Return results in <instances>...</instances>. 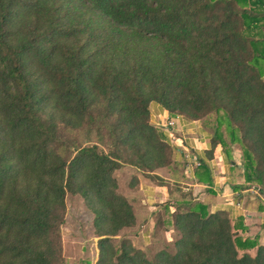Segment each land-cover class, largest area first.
<instances>
[{
    "label": "trees",
    "instance_id": "16d2710c",
    "mask_svg": "<svg viewBox=\"0 0 264 264\" xmlns=\"http://www.w3.org/2000/svg\"><path fill=\"white\" fill-rule=\"evenodd\" d=\"M152 103L213 113L206 154L238 147L264 211V0H0V264H62L67 192L92 213L94 264H264L241 217L190 193L159 204L153 227L176 238L151 257L116 237L134 224L116 169L170 192L154 171L171 163L174 126L149 122Z\"/></svg>",
    "mask_w": 264,
    "mask_h": 264
},
{
    "label": "rangeland",
    "instance_id": "374dc122",
    "mask_svg": "<svg viewBox=\"0 0 264 264\" xmlns=\"http://www.w3.org/2000/svg\"><path fill=\"white\" fill-rule=\"evenodd\" d=\"M152 104H155V107L150 106L149 108V122L153 124L151 119L163 121L164 118L162 119L160 116L157 117L156 114H154L157 112L159 105L156 103ZM152 113L154 114L153 117L151 116ZM203 118L204 123L200 120L198 121L201 122L204 131H210L212 124H214L215 115L212 113ZM209 123L211 125H209ZM173 126L175 130L178 129L175 124ZM181 131L182 129H178L179 133ZM75 136L82 140L85 136L84 130L81 132L78 130ZM192 137L195 138L196 142L198 141L199 136L196 132V128L186 131V133L181 136L182 139L180 138L182 142H171V147L173 148L171 153V163L166 167L158 168L154 171L159 176L166 178L169 183L168 186L170 192L167 193L164 200L159 199V191L154 188V184H157L155 180L150 179L147 175L140 173L135 168L128 165H122L113 172V176L117 182V191L131 202L130 204L134 213V224L130 227L121 229L116 237L119 238L124 236L128 238L131 244L142 250L147 257H151L157 249L161 248L165 243L170 244L171 241L176 238V233L170 227L166 231L161 228L154 229L153 223L156 217L162 216L165 218V214L160 210L159 204L167 200L172 201L174 198L178 199L180 198L181 193H190L191 196L196 199L195 196L203 190L202 187H200L199 190H192V188L189 187L190 181H188L187 178L193 176L195 168L191 169L190 172H186L187 170H185L184 167L185 160L183 158V150L181 147H179L180 151L176 150L177 146H181L178 142H181L183 146H186L190 154L196 155V151L183 142L186 138L192 140ZM102 146L105 147V145ZM233 150H235L234 152L239 153L240 162L239 148L231 147L230 151L233 152ZM212 173L216 175L219 174L216 164L213 166ZM175 188L180 189V191L175 190ZM64 207L63 221L59 230L62 258L61 263L94 264L97 257V237L93 232L91 223L92 213L84 205L79 195L71 194L69 192L65 194ZM169 210L172 211L173 207H169Z\"/></svg>",
    "mask_w": 264,
    "mask_h": 264
},
{
    "label": "crops",
    "instance_id": "0c3cea01",
    "mask_svg": "<svg viewBox=\"0 0 264 264\" xmlns=\"http://www.w3.org/2000/svg\"><path fill=\"white\" fill-rule=\"evenodd\" d=\"M150 106L155 107V104H150L149 108ZM154 114H156L157 117L160 116L162 119L164 118L160 123H165L166 119L175 120V126L180 130L182 129V131L179 133L178 129L176 128L177 130H175L173 127L171 132L178 140H180L181 136H183L186 131L196 128V132L199 136L198 141L196 142L195 138L192 137V140L186 138L183 142L196 151L197 155L202 159L209 173V180L197 181L199 169L193 173L191 178H187V180L190 181L189 187H191L192 190H199L200 187L203 188L195 198L205 203L210 212L225 210L228 212L231 220L241 217L242 223L246 229L241 235L245 237L256 236L255 234H257L258 242H264V211L257 210L258 199L256 197V191L253 188L242 187L244 183L239 165V153L234 152L236 149L231 152L230 157H227L222 149H220V145L217 144L213 147L209 156L206 154L209 149V134L207 131H204L201 122L198 120H187L182 117H168L166 110L160 106ZM154 114L152 113L151 116L153 117ZM155 121L156 120L151 119V122L155 123ZM169 131L170 130H165L166 137ZM176 150H180L179 146L176 147ZM214 164L217 165L218 175L212 173ZM154 188L159 191V199L164 200L168 193L166 186L154 184ZM253 251L254 249L248 250L250 254H252Z\"/></svg>",
    "mask_w": 264,
    "mask_h": 264
},
{
    "label": "built area",
    "instance_id": "2783aa9c",
    "mask_svg": "<svg viewBox=\"0 0 264 264\" xmlns=\"http://www.w3.org/2000/svg\"><path fill=\"white\" fill-rule=\"evenodd\" d=\"M155 123L171 127V126H173L175 124V120L174 119H166L165 123L164 122L160 123V121L156 120ZM167 140L169 142L181 141V139L178 140V138L176 136H174L171 131H169V134L167 136ZM181 142H178V143L181 145L179 147H181L182 150H183V158L185 160L184 167H185V170H187L186 172H188V171L190 172L191 169H194L197 166H199L200 160H199V158L197 156V153H196V155L190 154L188 152L186 146L185 145L183 146Z\"/></svg>",
    "mask_w": 264,
    "mask_h": 264
}]
</instances>
